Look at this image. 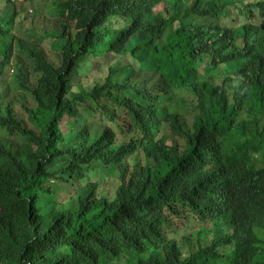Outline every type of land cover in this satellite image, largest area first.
Segmentation results:
<instances>
[{
	"label": "trees",
	"instance_id": "trees-1",
	"mask_svg": "<svg viewBox=\"0 0 264 264\" xmlns=\"http://www.w3.org/2000/svg\"><path fill=\"white\" fill-rule=\"evenodd\" d=\"M26 1L51 53L0 0V264H264V0Z\"/></svg>",
	"mask_w": 264,
	"mask_h": 264
},
{
	"label": "rangeland",
	"instance_id": "rangeland-1",
	"mask_svg": "<svg viewBox=\"0 0 264 264\" xmlns=\"http://www.w3.org/2000/svg\"><path fill=\"white\" fill-rule=\"evenodd\" d=\"M11 1H13L16 4V7L19 9V12H20V14L18 15V18H17V26H16L17 28H16V31H15L17 37L20 36L21 39L27 40L29 45H34V44L40 43L39 46H41L43 48V50L47 54H50L51 53V51L49 50V42L50 41L48 42V41L42 39L41 37H39L38 35H36V34H34L32 32V30L34 28L35 29L40 28L41 27V24H39V22H38L37 19L35 21L34 26L31 24L32 18L28 19L30 16L27 13L28 10H29L27 1L26 0H11ZM34 1H35L36 4H40L42 2H45L46 3V6H49L52 1L53 2H56L58 0H48V1H45V0H34ZM187 3H189V2L186 1V4ZM60 6L62 7L63 5L60 4ZM52 19H53V17H52ZM190 21L192 23H195L196 22L195 19H192ZM126 70L127 71H130V68L129 67H126ZM10 81H11V79H9V82ZM79 89H80V84L77 83L76 84V87L74 88V92H77L76 95H78ZM18 96H19V92H15L14 94L11 93L10 96L8 97V99H9L10 102L13 101V104H15L16 103V100L15 99ZM16 108L19 109L18 106H16ZM163 142L165 144H171L172 143V139H169L168 137H164ZM177 224L179 225L178 227L181 229V230L178 231L177 238L178 239H181L182 235L189 237L190 234H189L188 231L184 230V228L182 226L183 223L177 222Z\"/></svg>",
	"mask_w": 264,
	"mask_h": 264
}]
</instances>
